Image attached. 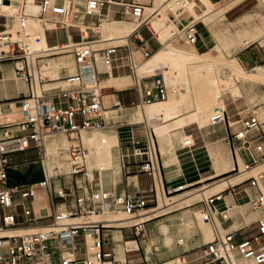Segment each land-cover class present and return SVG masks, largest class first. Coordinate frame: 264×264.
Here are the masks:
<instances>
[{
	"label": "built area",
	"instance_id": "1",
	"mask_svg": "<svg viewBox=\"0 0 264 264\" xmlns=\"http://www.w3.org/2000/svg\"><path fill=\"white\" fill-rule=\"evenodd\" d=\"M11 1L0 0V63L14 62L15 75L30 83V90L20 100L23 118L14 122L0 121V184L5 186L0 188V264H122L116 259L114 251L102 249L104 230L114 226L86 220L74 222L72 219L102 214L105 211L135 214L148 207L152 198L158 200L157 184L160 179L162 180V158L156 134L154 128L147 124L144 145L138 150L141 158L140 171L153 179L151 195L148 196L146 192L116 193L112 190L93 188L91 184L99 181V178L95 179L94 170L89 169L91 154L83 141V131L102 130L105 126L103 86L98 76L97 52L102 53L101 63L108 74H112L115 68L128 67L136 81L139 66L150 52L146 46L135 47L129 42L101 49L95 48L96 43L101 41L102 33L93 26L100 25L102 17H106L104 10L114 6L120 8L125 17H131L137 28L145 26L158 38L151 20L154 16L160 15L159 11H148L150 6L154 5V0H86L82 9L69 4L70 0H33V3L41 8L39 16L41 18L45 17L46 12H51L66 17L70 22L69 16L72 12H83L94 19L86 25L87 35L81 26L78 27L80 41L72 44L70 40L67 43L52 45L60 46L62 52L67 51L74 56L78 72L65 78L68 86H60L59 91L50 88L38 91L34 65L29 62L34 54L33 48L24 38H13L12 31L3 24L7 16L13 17L17 14L20 28L26 29L29 18L34 17L38 20V16L27 13L25 7L13 10L9 7ZM24 3L26 4L27 0H24ZM168 3L169 18L173 22L181 23L177 30H173L172 39L176 41L184 37L187 44L195 45L199 38L198 24L202 20L195 17L188 19L191 16L189 8L191 2L170 0ZM187 19L188 21L184 23ZM56 23L57 27L46 28L45 32L68 30L72 27L62 20ZM88 31L99 37L96 39L91 37ZM137 50L140 52L139 56ZM41 58L42 56L38 55L36 62ZM47 78L40 75L39 83H43ZM150 79L152 81L150 84H144L146 94L144 103L167 99L168 89L163 74L155 73ZM143 80L145 81L146 77L141 79L142 82ZM228 119L230 117L227 109L216 107L211 115L210 125ZM240 122V127L232 130L230 134L237 158L242 157L247 169L263 165L264 119L253 112ZM56 133L66 134L74 142L67 149L69 172L54 175L46 171L45 177L37 183L24 187L7 186V167L11 161V154L34 146L41 150L46 159L45 138ZM101 171L97 168L98 173ZM67 175L73 178L74 191L62 185L58 189L54 184L55 177L62 178ZM260 178L256 176L249 178L250 185L259 189V193L251 199L254 209H264V190L261 188ZM39 188L50 192L53 206L51 222L44 226L30 227L29 225L36 221L30 206H24L22 220H19L18 213L10 210L19 205L14 199L16 193L34 202ZM80 189L82 193L79 192ZM180 190L178 188L174 191ZM228 190H234V186ZM225 192L226 190H222L204 198L206 206L204 220L211 225L213 231V239L205 248L206 263L221 261L224 264H233L230 252L238 249L245 258H252L255 264H264L262 241L264 217L258 222V235L253 239L236 241L235 233L226 232L217 219L218 214H222L224 219L228 216L226 210L219 211L216 208V203L224 199ZM69 198L73 200V204L60 208L61 202H66Z\"/></svg>",
	"mask_w": 264,
	"mask_h": 264
},
{
	"label": "crops",
	"instance_id": "2",
	"mask_svg": "<svg viewBox=\"0 0 264 264\" xmlns=\"http://www.w3.org/2000/svg\"><path fill=\"white\" fill-rule=\"evenodd\" d=\"M189 1L195 2L193 9L198 15H202L204 10L207 9V5L202 0ZM209 1L214 5L213 11L222 12L221 21L223 27L225 28L226 22L236 25L242 19L247 18L248 14L243 12H246L247 8L249 7L248 5L255 0ZM196 8H199L200 11H196ZM104 14L106 17H102L101 24L93 26L95 30L102 33L101 41L98 42L96 46L121 42V38H124L128 35L127 40H129V43L131 45L135 47H138L140 45L146 46L148 51L151 48L152 39L156 40L158 42V47L155 48L152 52L149 51L150 55L164 48V42L159 34L158 39L145 26L140 28L136 27L132 30L131 33L127 34L126 36H122L121 38L109 37L105 39L104 33L107 35L125 34L124 32L126 27L129 28V24L132 23L124 21L122 19H118L125 17L122 14V10L118 7H108L104 10ZM190 15L191 16H189L188 19L195 17L191 13ZM230 17H233L235 19L232 18L233 20H230ZM188 19L184 20V23L188 21ZM226 19L228 21H226ZM93 20L94 19L92 18L90 21L85 23L70 21V24L68 25L72 24V27L68 28L67 30V40L65 42L57 43H67L70 40L71 42L80 41L81 35L78 31V27L81 26V28L87 29L86 25L91 23ZM114 21L115 23H117V21L126 22L128 26L124 27L123 31H120L119 29L118 31L116 29L118 27L111 25ZM9 25L14 27V20L10 21ZM53 27L54 26H42L39 22V19L36 20L34 17L30 18L27 26L26 37L29 41H32L33 35L38 30V28H44L43 35L46 45L43 46L42 44H38L33 46V52L47 53L48 56L55 53L56 47L52 45H55L57 43H51L49 41L48 35L49 32L52 31L45 32L46 28L52 29ZM152 27L156 31L157 26L154 28V26L152 25ZM216 29V26L212 27L205 22L200 21L198 24L199 38L198 42L195 45L187 44L184 37L174 42L181 48L196 50L199 54L203 55L209 54L208 52L211 51V54L215 55V53H217L216 56H219V52L222 51V55L224 56V58H226V42L221 43L218 41L217 45L220 44L221 46L216 45V41L214 39V36L216 37ZM259 29L262 28L258 26L254 29L246 31L238 29L236 36H234V39H236L237 42L240 43V46L243 45V49L238 54L239 59H237L244 69H252V72H256L259 67H264V44H262L260 42V39L258 38L251 41L247 39L248 36L256 34ZM211 31L213 32L214 36L212 35ZM88 32L89 35L95 39L96 37H99V35L93 33L92 31ZM76 36H79L78 40L75 39ZM126 42L127 41L121 42L119 44H125ZM137 55H140L139 51L137 52ZM96 58L98 60V76L101 81V85L103 86L102 106L104 110L105 126L104 128H102V130H88L83 132V140L85 139L87 143L93 145L94 147L92 149L93 159L91 160V163L93 165L98 164L102 168L104 166L105 170L101 169L102 171L98 173L97 167L93 169L94 177L95 179L99 178V181L92 183L91 186L95 189L102 188L105 190H112L116 193L146 192L148 196L151 195L150 189L153 186V179L151 176L140 171L139 162L141 158L138 153V150H140L144 145L145 129L146 125L149 122L154 128L156 134V142L158 144V148L160 150L162 158L161 185L166 196L169 199H172L170 204L167 205V207H169L168 210H165L167 207H164L162 208L163 211L160 214L143 220L142 217L145 213H143L142 211L158 208V200H156L155 197L152 198V201L148 203V207L136 212L134 216H131L133 218H129V220L135 221L130 225L125 224L126 222H124L123 219H120V221L103 219L105 221H110V223L112 222L111 224L107 223V226H114V228L104 230V234L102 235V249L104 251H114L116 259L119 260L122 264L140 263L148 261L152 258L166 260L181 253H188L192 251L193 249H195V247L198 246L197 244L204 242V234L202 230L196 227L195 230L191 229L190 231L184 233L179 231V227L184 225L185 222H187L189 219H195V213L197 211L205 210L206 206L204 198L206 196L204 198L202 197L203 199L196 203H183L192 199L190 193H193L196 190L211 193L216 189L222 188L221 185L223 184H220L221 181L228 179L229 177L226 176L233 171L236 172L238 169H240L238 173L232 176L237 175V178L239 180L237 182H231L228 179L226 182V185L228 186L224 189L226 190L224 199L216 203V208L219 211L226 210L228 216L226 219H224L222 214H218L217 219L222 227L226 230V232L235 233L236 241H240L242 239H253L256 235H258V222L261 218L264 217L262 216L264 209H254L251 204V199L259 193V189L250 185L249 178L251 176H255L254 174L257 173L258 170L256 169L259 166L247 169L242 157L239 156L242 159L245 167L244 170H242L239 162V157L237 158V154L234 151V147L230 139L231 131L240 127L241 119L249 116L254 111L251 110L249 114H245V116H243V114L246 112V109H238V111L231 114L227 109L225 93V104L223 108L227 109V114L230 119L222 121L215 125H207L203 123V120L199 117L198 110L195 107L186 106H183L180 112V118L177 125H171L173 123L172 121L175 118H171L169 115L168 117H164V114L156 116L155 118L158 120H154L153 122L150 121V117L147 116H144V119L140 121L137 118L139 112L137 109L144 106V100L146 98L144 84L148 85L152 82L150 77L146 78L145 81L143 80L144 82L141 81V83L138 84L128 67L115 68L112 74H108L103 64L101 63V52H98L96 54ZM61 59H65L68 64H61ZM48 60L52 63L53 70L51 72H57L59 76L53 79L47 78L46 80H44L43 83H41V89L42 87L44 88L46 84H48L50 87L47 88L54 89V91H59L60 86H63L64 83H68L65 78L77 73L78 67L76 63L73 64L72 60L70 59V55L58 58L52 57ZM144 64L145 63H143L141 67ZM225 79V76L221 77L222 81H226ZM262 79L246 81L242 80L238 81V83H264ZM29 90L30 83L25 81L22 77H17L15 75L14 62L0 63V111L1 113H3V116H1L0 119H2L4 122H14L23 118L20 100L22 97L26 96L29 93ZM105 90L109 91L105 92ZM186 90L187 89H185L183 92H185ZM234 91L235 92H230V96L236 101L237 99H241L243 97H251L249 95L247 96L243 94L239 85H237ZM257 92L258 94L256 93V95L254 96L255 98H260L264 95V91ZM11 111L14 112V116H7L6 112ZM181 119H185L188 122L182 123ZM156 124H162L161 129L166 133L162 131L160 136L156 131ZM103 136L106 137L105 141H102V138H104ZM185 137L187 138L186 140ZM67 138L68 143L71 142L68 135ZM187 140H190L191 144L185 145L184 143H187ZM100 142H111L110 148L108 152H106L107 155L105 158L100 155V152L104 151L103 145L100 144ZM160 142H163V144L161 145ZM228 147H230V151L227 150ZM164 151L165 154H163ZM54 158H56V156ZM43 159L44 157L41 154V150L34 146H31L23 151L13 152L11 154L10 164L7 167V186L24 187L41 181L45 176L37 172L35 170V166L38 163L44 161ZM165 160L169 162V167L171 170L170 173H168L166 170ZM231 161L234 164V168L226 171V163L230 165ZM106 165L108 167H106ZM114 168H116V171L114 170ZM262 174H260L259 177H261ZM57 179L60 180V186L62 185L74 191L75 186L73 184V178L71 176H65ZM260 183L261 188L264 190V176L260 178ZM54 184L55 186H57L55 179ZM179 186H184L185 189L175 192L174 190ZM233 186L234 190L229 191L228 189ZM79 192L82 193L83 191L80 189ZM14 199L16 204L19 205L13 207L10 211L18 213L19 220L23 219L22 211L24 206H30L32 208L36 221L30 224V227L44 226L51 222L50 221L44 224L39 223L40 220L51 219L50 216L53 211V206L49 190L39 188L37 190V196L34 202L21 197L19 193H16L14 195ZM61 203L62 204H60V208H65L72 205L73 200L69 198L66 200V202ZM224 221L226 222V226L223 223ZM140 224L141 226H139ZM163 225H167L169 227V230L165 229L166 234H164L161 230ZM180 237H183V242H185L186 240V245L178 241ZM205 237H208L207 234L205 235ZM168 239H170V244L173 243L172 246L164 245L165 243H167ZM262 241L264 243V236ZM133 242L136 243V246L130 247L129 243ZM149 243H151L152 247V250L150 252L147 250V246ZM155 244H158L159 248H162V251L159 254L153 252V247L155 246ZM154 248L159 249L157 248V246ZM203 256L205 257V254ZM233 258L235 259L234 264H255V262L251 259L241 258L238 259V261H241L240 263H238L235 258V254ZM217 262L206 263L205 261L201 264H211Z\"/></svg>",
	"mask_w": 264,
	"mask_h": 264
},
{
	"label": "rangeland",
	"instance_id": "3",
	"mask_svg": "<svg viewBox=\"0 0 264 264\" xmlns=\"http://www.w3.org/2000/svg\"><path fill=\"white\" fill-rule=\"evenodd\" d=\"M248 6L249 7L247 8L246 12L245 11L243 12V13H247L248 17L242 19L236 25H233V23L226 22V27L224 28L223 25H222V21H221L222 12H216V11H214L210 15V17H209V19L207 21H203V22H205L206 24H208V25H210L212 27L216 26V28H217L216 29L217 32L215 34L216 37L214 36L213 32L211 31L212 35L214 36V39L216 41V45H217L218 41L221 42V43H224L226 41L236 40V39H234V36H236V33H237L238 29L246 31V30L254 29L255 27H258V26H260L261 28H264V0H255L254 2L250 3ZM148 11L154 12V8H152V6H151ZM196 11H200V9L196 8ZM194 16L196 18H198V16H196V15H194ZM47 18H48L47 16H45L44 18H41V17L38 16L39 22H40V24L42 26L45 25V22H46ZM232 18L233 17H230V20L235 19V18H233V19ZM12 19H15L14 20V24L19 21L18 17H15V18H12ZM69 19L72 22H84L85 23V22L90 21L92 19V17H90V16H88L86 14H83V13H79V12H72L70 14V16H69ZM118 19H122L124 21L131 22L134 26L131 28V31L129 30V32L128 31L124 32L125 34L107 35V34L104 33L105 39L109 38V37H114V38L115 37H119V38H121L122 36H126L127 34L131 33L132 30L137 27L136 22L131 17H123V18H118ZM226 21H228V20L226 19ZM177 23H179V24H177ZM180 24H181L180 22H175V28L173 30H177L178 26ZM15 28H18V27H15ZM173 30H172V32H173ZM18 31H20V33H18ZM25 33H26V31L24 32L23 29L18 28L17 29V33L13 34V38H24L26 40V42H28L31 45V41L28 40V38L26 37L27 33L26 34ZM48 35H49V41L51 43L65 42L67 40V38H68L67 37L68 36V32L65 29H60L58 31L49 32ZM172 38L173 37L171 36V41H172ZM75 39L78 40L79 36H76ZM125 39L126 38H121V42H125ZM121 42H115V43H110V44H105V45H98V46H95V48H102V47H107V46H111V45H118ZM157 47H158V42L156 40L152 39L151 48L149 49V51L152 52ZM242 47H243V45L240 46L239 42H232V41L230 42V45L228 47H226V57L230 60V64L231 63L233 64L232 59L234 57L237 59L238 54L243 49ZM163 49L164 50H168L169 48L164 47ZM33 50H34V48H33ZM190 50L191 49H189V51ZM43 54H44L43 58L40 59L41 61H37L35 63L34 68H35V66L39 67L40 68V73L44 77H48L50 79L56 78L57 76H59V74L57 72H51L53 70V67H52V63L49 62V60H48L49 58H52V57L58 58V57H63V56L70 55V59L72 60L73 64H75V60H74L73 54L70 53V52H67V51L66 52H62L61 50H58V51L56 50L55 53L51 54L50 56H48L47 53H43ZM219 58L221 59V61H219L217 63V65L215 66L216 71L213 74H211V75H196V76L190 75L188 77H181V76L177 75L176 74V67L177 66L172 61H167L166 62V64L164 65V68H165L164 70H168V73L174 74V77H170L168 75V73H166L167 76L164 75L165 78H166L165 80H166L168 89H169V98H168V100L177 99L182 94H186L187 95L186 96L187 97L186 101H183L180 104L179 108L177 107L178 111H177V113H175L174 116H171V114L167 113V111L164 113V117H166V116L168 117V115H169L171 118H175L172 121L173 123L171 122L172 123L171 125H177L178 120L180 118V112H181L183 106L195 107L198 110V112H199V117L200 118H201V114L206 113L205 112L206 108L211 106L210 107L211 110L208 113L209 115H208L207 120L205 121L203 118H201L203 120V123H205L207 125L211 124L210 118H211V115H212L214 109L216 107H219V106L224 107V102L223 101H224L225 93H226L227 109L230 111L231 114L236 112V111H238V109L239 110L246 109V112L243 114V116H245V114H249L251 112V110H252L255 113H257L261 117V119H264V98H263L264 95L261 96L260 98H258V97L255 98L254 97L256 95V93L258 94L257 91H264V83H257V84H252V83L243 84L241 82L238 83V81H242V80L246 81V80H253V79H251L250 77H249L250 79L249 78L246 79V78L241 77L237 72L231 73V71H229V70L227 71L226 70L227 65H226V60H224L225 59L224 56H222V58L221 57H219ZM222 59H223V61H222ZM237 61H238V59H237ZM61 62H62L61 64H63V63L64 64H68L65 61V59H61ZM45 64H47V65H45ZM245 69H246V71H248L250 73H252V71H253L252 69H247V68H245ZM140 72H141V70H139V77L140 78L153 74V71H150V72H148L147 74H144V75L141 74ZM160 73H162V72L160 71ZM250 73H248L247 75H249ZM204 74H206V72ZM222 76L226 77V79H225L226 81H222L221 80ZM213 80H216L217 84H221L222 85V87H223V89H222L223 90V93H222L223 96L217 97L216 95L213 94V92H211V88L210 87L213 85V83H211ZM262 81H264V79H262ZM227 82L228 83L229 82L230 83L234 82V83L230 84L229 89L226 91V83ZM237 85L240 86L243 94H245L247 96L249 95L251 97H248V98H244L243 97L241 99H237V101L234 100L230 96V92H235L234 90L236 89ZM66 86H68V83H64L63 84V87H66ZM47 87H50V86L48 84H46L44 86V88H47ZM185 89H187V90L185 92H183ZM39 91H41V87L40 86H39ZM108 91L109 90H105V92H108ZM211 94L214 95V98H213L214 101L209 106L210 103H208V102L206 103L205 100L207 101V99L210 97ZM176 95H180V96H176ZM149 108H150V106L144 105L142 108H138L137 109L139 111L138 115H137V118L140 121H142L141 119H143V115H142L143 113H145L147 117L152 118L151 116L147 115V111H148ZM160 115H163V114H160ZM181 120L183 121L185 119H181ZM148 124L151 126V123L148 122ZM161 126H162V124H156L155 125L156 130H157V127H161ZM57 134H60V133H57ZM61 134L66 138V142L68 143L67 135L63 134V133H61ZM83 141L85 143V146L90 150V154H91V158H90V161H89V169L92 171L94 168L97 167V168H100L102 170H105V168L100 167L98 164L93 165L91 163V160L93 159V157H92L93 156L92 149L94 147H93V145L87 143V141L85 139ZM45 142H46V147H47V151H48L47 159L49 160L50 164L52 163V165L50 166L51 172L52 173H60V172L67 171V172H65V174H67L69 172L70 168H69L68 164L67 165L65 164V163H67L66 150L62 151L60 149L58 152H56L52 148V145L48 143V138H46ZM68 146H69V143H68ZM227 150L230 151V147H228ZM55 156H56V158H54ZM66 166H67V168H66ZM114 170L116 171V168H114ZM261 170H262L261 172L257 171V173L254 174V175L256 177H259V175L262 174V172L264 171V167ZM236 173H238V170L236 172L235 171L231 172L226 177H230V176H232V175H234ZM67 176H69V175H67ZM55 181L57 183V188L59 189L60 188V180L57 179V177H55ZM227 186L228 185L223 186L220 189H216L214 192L206 193V197H208L210 194H213V193H216L218 191L224 190L225 188H227ZM4 187H5L4 185L0 184V188H4ZM103 188H105V187H103ZM193 195L194 194H191V197H193ZM202 199L203 198L198 197L196 200H194L192 202L196 203V202H199ZM158 201H159L158 202V208H159L161 206L160 193L158 194ZM183 204H187V201L185 203H183ZM251 208H252V206H251ZM142 212L145 213L146 210L142 211ZM201 212H202V219H203L204 218V211L202 210ZM196 215H197V213H195V219H189L187 222H185L184 225L180 226L179 227V231L185 233L187 231H190L191 229L195 230V228L198 227V228H200L202 230V232L204 234V242L203 243L197 244L198 246L195 247V249H193L192 251H190L188 253L187 252L181 253V254H179L177 256H174L172 258H168L166 260L159 259V258L158 259L152 258V259H149L148 261H145V262L132 263V264H168L171 261H175V260H178V259H179L178 261L180 262V264H186V263L187 264H201V263L205 262L207 259L203 255H204V250L206 248V244L213 239L212 227L205 221L201 224V222H199L197 220V216ZM262 216H264V212L262 213ZM129 217H131V216L126 214V213H124V212H117L116 213V212H112V211H107L103 215H99V217L92 216L89 219L90 220H103V219L119 220V219H125V218H129ZM50 221H51V219L40 220L39 223H43L44 224V223H47V222H50ZM223 223L226 226V222L224 221ZM0 225H1V221H0ZM165 229L169 230V227L167 225H163L162 226L161 230H162V232L164 234H166ZM206 234L208 236L207 238L205 237ZM180 238H183V237H180ZM169 240L170 239H168L167 243L164 244L165 246H172L173 245V243H171V244L169 243ZM180 243H182L184 245L187 244L186 240H185V242H180ZM156 246H157V248H159L158 244H155L154 247H156ZM154 247H153V249H154L153 252L154 253H158L159 254L162 251V248L155 249ZM105 249H106V247H105ZM147 250L149 252L152 250L151 243L148 244ZM235 258H236L238 263L241 262V261H238V259H239L238 257L235 256ZM211 264H224V263L217 262V263H211Z\"/></svg>",
	"mask_w": 264,
	"mask_h": 264
},
{
	"label": "bare ground",
	"instance_id": "4",
	"mask_svg": "<svg viewBox=\"0 0 264 264\" xmlns=\"http://www.w3.org/2000/svg\"><path fill=\"white\" fill-rule=\"evenodd\" d=\"M85 1L86 0H70L69 4L71 3L72 6L77 7V8H84L85 7ZM202 1L207 5V9L204 10L203 14L202 15L196 14V12L193 9L194 8V5H195V2L194 1H190L191 2V4L189 5L190 6L189 7L190 8V13L193 14V15L198 16V18H201L202 21H207L209 19L210 15L214 12L213 11L214 5L209 0H202ZM168 2H170V0H154V5L152 6V8H154V11L155 10H158L160 15H156L151 20V23L154 26V28L157 26L156 27V32L162 38V40L164 42V45H165L164 47H167L169 49L168 50L162 49V50H160V51H158V52H156V53H154L152 55H149L141 63V65L143 63H145V64L142 67H141V65L139 66V69H138V72H137V81H138V83L142 79V78L139 77V70H141L140 73L143 74V75L144 74H147L150 71H153V74L152 75H154L155 73H158V72L161 71L163 73V76L164 75L167 76L166 73H168V70H164L165 69L164 68V65L166 64L167 61H172L177 66L176 67V74L179 75V76H181V77H188L190 75H193V76H196V75H211V74H213L216 71L215 66L217 65V63L219 61H221L219 57L222 58V56H223L222 55V51L221 52L218 51L219 52V56H216L217 53H215V55L211 54L210 53L211 51L208 52L209 54H204V55L203 54H200L199 55V53L196 50H192L191 49L189 51V49L179 47L174 42L173 39L171 41L172 30L175 28V22H173L169 18L168 6L170 5V3H168ZM9 7L12 8L13 10L14 9H20L22 7H25V10H26L27 13H29L31 15H35V16H38V15L40 16V12H41V8L37 4L33 3V0H27V3L26 4L24 3V0H12L11 1V4L9 5ZM45 16L48 17L47 20H46V23H45V27L54 26L52 28V29H54L55 27H57L56 21H58V20H62L64 22H66L67 24H70V22L68 21V19L66 17L60 16V15L58 16V15H55V14H53L51 12H46ZM15 17H18V15L17 14H14L13 17L12 16H7V18L4 20V23H3L7 27H9V29L12 31L13 34H16L17 33V29L20 28L19 21L14 24V27H18V28H14V27H12V26L9 25V22L15 20V19H12V18H15ZM30 18H29V20H30ZM49 22H52V23H49ZM177 24H179V23H177ZM81 25H84V24H81ZM111 25L118 27L116 29L117 30L119 29L120 31H123L124 30V27L128 26L126 22H118V21H117V23H115V21L112 22ZM68 26H72V25H68ZM133 26H134L133 24H129V28L126 27L125 32L131 30V28ZM81 29H83V28H81ZM23 30H24V32L26 31V33H27V28L26 29H23ZM83 30L85 31V34L87 35L86 29H83ZM43 31H44V28H38V30L35 32V34L33 35V40L31 41V46L32 47L35 46V45H38V44L39 45L42 44L43 46H46L45 45ZM124 38H126L125 41L129 42V40H127L128 35L126 37H124ZM257 38L260 39V42L262 44H264V28L259 29L256 34H253V35L248 36L247 39L251 41V40H254V39H257ZM231 41L232 42H237L236 40L226 41V47H228L230 45V42ZM71 43L73 44V42H71ZM97 43H96V45H97ZM217 46H221V45L219 44ZM54 47H56L55 50H57V51L58 50H61L60 49L61 48L60 46H54ZM98 52H100V51H98ZM38 55H41L42 58L44 56V54L41 53V52H34V54L31 56V58L29 60V62L31 63V65L32 64L35 65L36 58H37ZM101 57H102V53H101ZM224 60H226V65H227L226 70L227 71L228 70L231 71V73L237 72L241 77L246 78V79L249 78V77L251 79H253V80H259V79L264 78V67H259L256 72H252L249 75H247L248 73L240 65V63L237 61V59L235 57L232 59L233 64L232 63L230 64V60L227 57ZM222 61H223V59H222ZM45 65H47V64H45ZM205 72H206V74H204ZM34 74H35V77H36L37 88H38V91H39V86L41 87V84L39 83V77L41 75L44 78V76L40 73V68L39 67H36V66L34 68ZM152 75L144 76V77L148 78V77H151ZM168 75L170 77H174V74H172V73H168ZM165 76H164V79H165ZM216 82H217L216 80H213L211 82V83H213V85L210 87L211 88V92H213V94L216 95L217 97H221V96H223V94H222L223 93V90H222L223 87H222L221 84H217ZM165 83H166V80H165ZM232 83H234V82H232ZM232 83H230V82L229 83L228 82L226 83V91L229 89L230 84H232ZM166 86H167V83H166ZM167 89H168V86H167ZM214 95L211 94L210 97L207 99V101L205 100L206 103L207 102L210 103L209 106L214 101V99H213L214 98ZM186 96H187L186 94H182L177 99H170V100H168V98H169V89H168V98L167 99L161 100V101H155V102H152V103H144V105L150 106V108L147 111V115L148 116H151L152 118H150L149 120L152 121V122L154 120H158L155 117L158 116V115H160V114H164L166 111H167V113H170L171 116H174L175 113H177V111H178L177 110V107L179 108L180 104L183 101H186V98H187ZM210 107L206 108V111H205L206 113L201 114V118H203L205 121L207 120L208 115H209L208 113L211 110ZM6 115L12 117V116H14V112L13 111L6 112ZM142 115H143V117L144 116L146 117V114L145 113H143ZM1 116H3V113H1V111H0V118H1ZM143 119H141V120H143ZM0 121H2V119H0ZM186 122H188V121H186V120H183L182 121V123H186ZM161 128L162 127H157V130H156L160 136H161L162 131H164ZM86 131H88V130H86ZM83 132H85V131H83ZM103 137L104 138H102L103 139L102 141H105L106 140V137L105 136H103ZM46 138H48V143L52 145V148L56 152H58L60 149L61 150H64L68 146V143L66 142V138L61 133L60 134H57L56 133V134L50 135V136H48ZM186 139L187 138L185 137V140ZM45 141H46V139H45ZM186 142H187V145L191 144L190 143V140H187ZM73 143L74 142L71 140V142H69V146L71 144H73ZM160 143H161V145L163 144V142H160ZM100 144L103 145V150H104V151H101L100 152V155L103 158H105L106 155H107L106 152H108V150L110 148L111 142H100ZM170 144H171V142H170ZM69 146H68V148H69ZM67 149H66V154H67ZM46 152H47V150H46ZM163 154H165V151H164ZM43 160H44L43 162L38 163L35 166V170L37 172L41 173L43 176H45L46 171H49L50 174H54V175H58L60 173L67 172V171H64V172H60V173H52L51 172V169H50V166L52 165V163L50 164L49 163V160L47 158L46 159H43ZM239 162H240L241 169L244 170L245 167H244V164H243L242 159L240 157H239ZM65 164L67 165V163H65ZM107 165H106V167H108ZM263 167H264V164H263V166L261 165V166L257 167L256 170H258V172L259 171H262L261 169ZM66 168H67V166H66ZM103 168H104V166H103ZM231 168H234V164H233L232 161H231V164L230 165H228L226 163V171H229ZM166 170H167L168 173H170V171H171L170 170V167H169V162H167V161H166ZM57 178H59V177H57ZM258 178H260V177H258ZM228 179L231 182H237L239 180L237 178V175L236 176H231ZM228 179H225V180H222L221 181L220 184H223V185H221L222 187L223 186H226V184H227L226 182H227ZM161 184H162V180L160 179V181L157 184V188H158V194L160 193L161 206L159 208H157V209H149V210H146L144 216L142 217L143 220L146 219V218L154 217V216L160 214L163 211L162 208H164V207L166 208L167 205L170 204V202L172 201V199H169L166 196V194H165V192H164L163 187H162ZM178 188L181 189V190L182 189H185L184 186H179ZM191 194H194V195H193L192 199H190L189 201H187V203H190V202L196 200L198 197H201V198L203 197L204 198L206 196V192H203L201 190H196V191H194ZM168 208L169 207H167L165 210H168ZM159 209H162V210H159ZM106 212L107 211H105L104 213H106ZM104 213L97 214V215H90L88 217L78 216V217L73 218L72 221H74V222H83V221L86 220L88 222H104L107 225V223H110V221H108V220L105 221V220H90L89 219L92 216L99 217V215H103ZM124 213H126V212H124ZM196 213H197V215H196L197 216V220L199 222H201V224H202L205 221V220H203L204 218L202 219V212L201 211H197ZM126 214H128V213H126ZM128 215L134 216V214H128ZM129 218H133V217H129ZM129 218L123 219L124 222H126L125 224H129L130 225L133 222H135V221L129 220ZM114 221H117V220H114ZM119 221H120V219H119ZM4 233H6V232H4ZM9 233H13V232H9ZM212 233H213V231H212ZM179 241L180 242H183L184 239L183 238H180ZM129 246L130 247L136 246V243H134V242L133 243H129ZM234 254H235L236 257L241 258V259H251V260H253L252 258H245L238 249H234V250H232L230 252V256H231V260L233 261V264H234V260H235L233 258L234 257ZM178 260L171 261L168 264H180V262Z\"/></svg>",
	"mask_w": 264,
	"mask_h": 264
}]
</instances>
